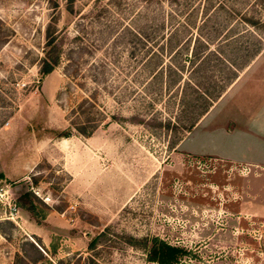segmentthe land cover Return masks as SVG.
<instances>
[{"label": "rangeland", "instance_id": "rangeland-1", "mask_svg": "<svg viewBox=\"0 0 264 264\" xmlns=\"http://www.w3.org/2000/svg\"><path fill=\"white\" fill-rule=\"evenodd\" d=\"M254 62L264 0H0V264H158L128 238L176 264H264V168L195 150L221 147ZM87 119L91 137H58Z\"/></svg>", "mask_w": 264, "mask_h": 264}, {"label": "crops", "instance_id": "crops-1", "mask_svg": "<svg viewBox=\"0 0 264 264\" xmlns=\"http://www.w3.org/2000/svg\"><path fill=\"white\" fill-rule=\"evenodd\" d=\"M226 95H232L229 108L234 110L237 109V105H240L238 101L244 98L243 114L229 116L228 126L222 133L225 141L221 143L219 149L214 148L210 143L204 146V143L200 141L195 144L197 154L202 157L219 158L234 164L264 168V62L252 63L236 79ZM237 99L239 100L236 102ZM217 103L195 127L204 123ZM208 125L207 128L202 129L203 132L214 130V127H210L212 123ZM186 152L193 153L192 151ZM4 177L0 181L4 180Z\"/></svg>", "mask_w": 264, "mask_h": 264}, {"label": "trees", "instance_id": "trees-1", "mask_svg": "<svg viewBox=\"0 0 264 264\" xmlns=\"http://www.w3.org/2000/svg\"><path fill=\"white\" fill-rule=\"evenodd\" d=\"M46 38H47L46 46L50 47V49L48 51V54H46L45 58L42 60V64L40 67V74L42 76H47L51 72H53V70L55 69V67H57V65L59 63V55L57 53H53L56 50V47L54 44V42H55L54 34H52L50 31H48ZM235 78H237V77H235ZM219 96L220 95L218 94V96L214 97V99L209 100V103L205 102L204 106L202 107L201 111L199 112L198 119L200 117L204 116L208 112L212 103L215 102V100H217V98ZM90 121L91 120L87 119L86 121L81 122L79 124L71 123L70 127L67 130L58 134V137L68 138L71 136L72 131H74L76 134H78L84 138H89L92 136V134L94 133V131L96 129L95 126H91V127L89 126ZM138 123H144V122H142V120H139ZM195 123H190L189 127L184 128V130L187 132H190L193 129V127L195 126ZM166 126L169 127L170 123H167ZM26 197H28V195ZM30 210H31V208L29 209V211ZM102 237H104V235L100 234L98 237L94 238L88 244V249L90 251L95 250ZM147 242H148L147 240H133L132 238H128V244H130L132 247H136V246L142 244L143 249L147 251L149 260L152 262H156L158 264H176L179 261V259L185 253L182 249H180L178 247L170 246V245L163 243V242H160V241H155L148 248ZM34 262H36V261H34ZM89 264H97V263L94 259H90Z\"/></svg>", "mask_w": 264, "mask_h": 264}, {"label": "built area", "instance_id": "built-area-1", "mask_svg": "<svg viewBox=\"0 0 264 264\" xmlns=\"http://www.w3.org/2000/svg\"><path fill=\"white\" fill-rule=\"evenodd\" d=\"M7 194V191L5 190V188H1L0 189V200L1 201H4L6 200V198H4ZM8 205V208H9V217L11 218H7V220H12L13 219V215L16 213V208L15 207H12L11 208V205L9 203H6Z\"/></svg>", "mask_w": 264, "mask_h": 264}]
</instances>
